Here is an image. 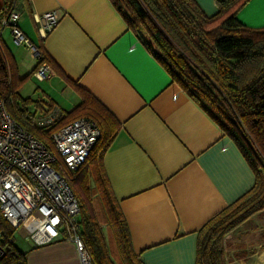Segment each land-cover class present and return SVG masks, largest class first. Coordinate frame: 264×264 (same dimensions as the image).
Wrapping results in <instances>:
<instances>
[{
    "label": "crops",
    "instance_id": "obj_1",
    "mask_svg": "<svg viewBox=\"0 0 264 264\" xmlns=\"http://www.w3.org/2000/svg\"><path fill=\"white\" fill-rule=\"evenodd\" d=\"M195 1L206 15L217 12L215 0ZM48 10L58 20L45 31L42 14ZM18 12L24 35L59 69L36 79L38 58L29 52L34 62L27 73L40 93L30 109L58 107L64 114L88 99L96 113H111L119 127L100 165L134 257L143 264H195L201 227L254 184V170L238 146L173 81L112 0H26ZM235 14L245 26L263 28L264 0H247ZM4 29L13 40L11 27L2 25L0 49L9 67L12 62L19 69L24 62L8 48ZM37 221L31 215L9 236L26 263L79 264L63 234L41 245L30 240ZM263 246L230 263L264 264Z\"/></svg>",
    "mask_w": 264,
    "mask_h": 264
},
{
    "label": "trees",
    "instance_id": "obj_2",
    "mask_svg": "<svg viewBox=\"0 0 264 264\" xmlns=\"http://www.w3.org/2000/svg\"><path fill=\"white\" fill-rule=\"evenodd\" d=\"M112 1L124 15L116 0ZM123 1L134 15L135 22L142 24L149 33L150 40L138 35L140 40L173 81L220 125L254 170L252 188L214 215L198 232L195 264H226L225 236L251 214L264 208V27H247L237 19L236 11L247 0H215L217 12L210 16L195 0ZM25 3L26 0H0V33L2 20L12 11H19ZM37 49L38 62L34 70L45 62L58 71L41 46ZM10 77L8 61L0 50V97L13 118L54 154L49 134L56 127L80 116H87L97 123L100 136L87 162L69 173L57 156L55 167L65 174L76 196L80 207L81 236L95 264H119L107 250L89 201L88 187L90 176H95L96 166L101 168L107 185L100 165L101 154L118 129V121L105 109L100 108L96 113L93 101L83 99L73 109L65 111L48 132H42L29 124L32 113L27 107L16 104V91ZM246 133L251 140L248 141ZM250 141L257 146L260 157ZM94 178L100 185V180ZM108 192L111 195L109 188ZM111 200L113 206L107 208L111 226L118 232L122 259L125 264H143L131 251L127 224L112 195ZM0 230V264H27L24 252L7 240L14 228L1 219Z\"/></svg>",
    "mask_w": 264,
    "mask_h": 264
},
{
    "label": "built area",
    "instance_id": "obj_3",
    "mask_svg": "<svg viewBox=\"0 0 264 264\" xmlns=\"http://www.w3.org/2000/svg\"><path fill=\"white\" fill-rule=\"evenodd\" d=\"M18 18L19 12L12 11L2 20V25L11 27L15 43L25 44L38 57L37 46L19 28ZM57 20L55 10L43 12L44 30H49ZM52 73L51 66L43 62L33 71V76L42 80ZM61 115L58 107L35 112L29 116V124L48 132ZM49 135L55 154L13 118L0 97V216L17 229L31 215H38L28 236L35 245L63 234L74 245L79 264H95L81 236L79 204L68 180L55 164L58 156L69 171L78 170L87 162L100 129L93 119L80 116L56 127ZM7 240L12 242V237Z\"/></svg>",
    "mask_w": 264,
    "mask_h": 264
},
{
    "label": "rangeland",
    "instance_id": "obj_4",
    "mask_svg": "<svg viewBox=\"0 0 264 264\" xmlns=\"http://www.w3.org/2000/svg\"><path fill=\"white\" fill-rule=\"evenodd\" d=\"M116 2L126 16L129 26L140 37L150 40L147 29L142 24L135 22L134 15L127 4L123 0H116ZM3 34L5 35V41L8 44V48H10L13 53L17 55L18 60L21 58L20 61L24 62V64L20 65L19 63V65H17L19 69L12 62V65H10V80L12 81L13 89L16 91V104L20 107H27L30 112H35L34 109H30L28 105L30 103L40 102V99L37 96L40 93H36L35 91L37 90L36 88L38 86V82H36L31 74L27 73L34 60L30 58V51L25 50V48L21 45L15 44L8 36V29H4ZM45 104L44 106H46ZM40 110L41 109H38V111ZM247 139L248 141L250 139L248 134ZM250 143L255 153H257L260 157L261 153L257 146L252 144L251 141ZM262 168L264 174V167L262 166ZM68 172L71 173L69 170ZM94 177H96L97 180H100V185H98ZM94 177L91 175L88 182L89 201L91 203L94 216L104 236L110 256L119 264H125L126 262L122 259L123 253L119 244L118 232L111 226V219L107 208L108 206H113V202L111 200V195L108 192L106 182L103 181L101 168L99 166H96ZM262 241H264V208L251 214L247 219L233 228L225 236L224 250L226 264H231L230 261H233V259L242 258L250 253H253L258 249V245Z\"/></svg>",
    "mask_w": 264,
    "mask_h": 264
}]
</instances>
